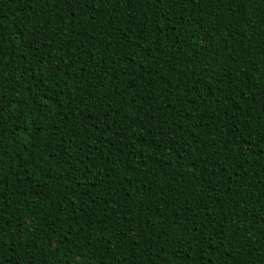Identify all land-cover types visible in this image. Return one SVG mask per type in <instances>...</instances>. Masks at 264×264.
Segmentation results:
<instances>
[{"label": "trees", "instance_id": "1", "mask_svg": "<svg viewBox=\"0 0 264 264\" xmlns=\"http://www.w3.org/2000/svg\"><path fill=\"white\" fill-rule=\"evenodd\" d=\"M0 264H264V0H0Z\"/></svg>", "mask_w": 264, "mask_h": 264}]
</instances>
